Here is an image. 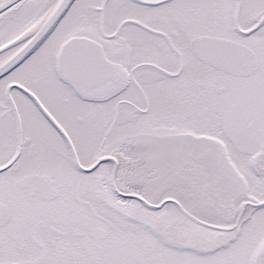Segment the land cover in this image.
I'll list each match as a JSON object with an SVG mask.
<instances>
[{"label":"snow or ice","instance_id":"snow-or-ice-1","mask_svg":"<svg viewBox=\"0 0 264 264\" xmlns=\"http://www.w3.org/2000/svg\"><path fill=\"white\" fill-rule=\"evenodd\" d=\"M0 264H264V0H0Z\"/></svg>","mask_w":264,"mask_h":264}]
</instances>
